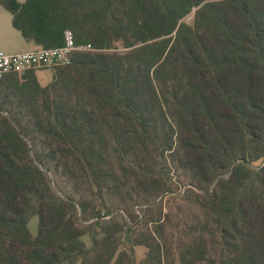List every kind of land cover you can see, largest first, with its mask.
<instances>
[{
	"label": "trees",
	"instance_id": "1",
	"mask_svg": "<svg viewBox=\"0 0 264 264\" xmlns=\"http://www.w3.org/2000/svg\"><path fill=\"white\" fill-rule=\"evenodd\" d=\"M0 5L36 47L92 49L0 79V264H264V0ZM165 196L200 221L167 234Z\"/></svg>",
	"mask_w": 264,
	"mask_h": 264
},
{
	"label": "rangeland",
	"instance_id": "2",
	"mask_svg": "<svg viewBox=\"0 0 264 264\" xmlns=\"http://www.w3.org/2000/svg\"><path fill=\"white\" fill-rule=\"evenodd\" d=\"M11 20H12L11 14L5 8H3V6L0 5V51H4L6 53H11V54L23 52L27 50V45L23 40V38L20 36V34L12 27ZM44 70L47 69L41 68L35 71H44ZM110 162L114 163L113 157H111ZM260 164H261L260 162L256 163L255 166L257 167ZM117 174H119V172H117ZM49 177L51 179V182L57 183L62 188L63 194L73 195L72 197L74 199H77L79 195L83 197L82 193L73 194L74 192H72L68 186L63 187L62 182L60 183V181H56L55 177L51 173H49ZM170 177L172 178L174 184L176 185V188L169 190L168 193L173 192L174 194H177L179 192H182L183 187L188 184L187 179L181 176V174L176 172L175 169L173 168H171ZM110 184H112V182H110ZM134 195L135 192L132 193V197ZM61 196L63 195L61 194ZM105 198L107 199L108 203L112 202V205H110L111 207L114 206H116L117 208L123 207V205L120 204L119 197L117 194H114L113 196L107 195L105 196ZM126 199L128 200V198ZM165 199H168L166 202L165 200L163 201L164 202L163 212L166 214L168 218V223L166 226L167 234L175 233L179 231L182 226L186 227L187 225H190L192 223H198V221H200L201 215H199V210L188 200H180V199L173 200L169 196H165ZM135 200L140 201L138 204L141 205L142 208L145 207V203L141 202V199H135ZM132 203H134V201ZM37 226H38V217L34 215L30 217L27 222V228L32 236L36 235ZM135 251H136V259L140 260L143 257V249L136 248Z\"/></svg>",
	"mask_w": 264,
	"mask_h": 264
},
{
	"label": "built area",
	"instance_id": "3",
	"mask_svg": "<svg viewBox=\"0 0 264 264\" xmlns=\"http://www.w3.org/2000/svg\"><path fill=\"white\" fill-rule=\"evenodd\" d=\"M92 50L89 46L77 45L72 31L63 32L61 46L43 48L19 53L0 51V79L9 74H21L37 69H49L66 66L71 63V57L76 52Z\"/></svg>",
	"mask_w": 264,
	"mask_h": 264
},
{
	"label": "crops",
	"instance_id": "4",
	"mask_svg": "<svg viewBox=\"0 0 264 264\" xmlns=\"http://www.w3.org/2000/svg\"><path fill=\"white\" fill-rule=\"evenodd\" d=\"M19 3H23L25 0H17ZM18 32V31H17ZM19 33V32H18ZM20 34V33H19ZM21 36V34H20ZM22 37V36H21ZM24 40V39H23ZM25 41V40H24ZM26 45H27V50L25 51H30V50H36L37 48L38 49H43V48H39V47H36L34 46L32 43H28L26 42ZM14 49V48H13ZM23 51V52H25ZM36 76H37V79L39 81V83L42 85V86H45L47 85L50 80H51V73L48 71V70H44V71H36Z\"/></svg>",
	"mask_w": 264,
	"mask_h": 264
}]
</instances>
